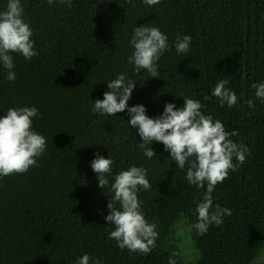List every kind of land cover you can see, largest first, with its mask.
Returning a JSON list of instances; mask_svg holds the SVG:
<instances>
[{
    "label": "trees",
    "instance_id": "16d2710c",
    "mask_svg": "<svg viewBox=\"0 0 264 264\" xmlns=\"http://www.w3.org/2000/svg\"><path fill=\"white\" fill-rule=\"evenodd\" d=\"M24 20L33 30L38 55L12 53L14 81L0 64V117L9 108L35 106L32 128L47 140L46 151L28 172L0 178V264H168L182 261L176 224L190 226L197 258L191 264H255L264 251V103L252 84L264 83V0H21ZM134 5V6H133ZM7 0H0V11ZM152 26L167 35L169 50L157 62L158 78L134 71L128 58L136 27ZM192 37L190 50L177 54V36ZM136 83L128 106L143 105L158 118L167 103L177 109L183 98L198 100L201 111L220 120L233 142L246 145V162L217 184L213 207L231 210L221 226L204 235L191 227L206 185H189L162 143L143 155L138 130L127 111L116 116L93 113V103L111 91L119 74ZM227 81L237 104L221 106L212 96ZM209 99L205 100L204 97ZM252 100L249 107L247 101ZM99 154L113 160L109 186L98 187L91 161ZM238 163L237 161H233ZM131 166L147 169L151 190L138 192L141 210L157 225L156 247L148 255L121 250L108 239L114 176ZM188 226V227H189Z\"/></svg>",
    "mask_w": 264,
    "mask_h": 264
},
{
    "label": "clouds",
    "instance_id": "9594fccd",
    "mask_svg": "<svg viewBox=\"0 0 264 264\" xmlns=\"http://www.w3.org/2000/svg\"><path fill=\"white\" fill-rule=\"evenodd\" d=\"M49 5L54 0H47ZM59 4L72 7V0H56ZM129 3L132 0H128ZM146 5L154 6L161 0H143ZM134 6V5H133ZM24 8L21 0H7V7L0 11V64L7 71L6 79L14 81L16 73L13 71L12 53L21 54L31 60L38 55L32 39L33 30L24 20ZM192 37L179 35L175 41L177 54H184L190 50ZM134 51L128 58V63L134 65V71L139 73L146 70L152 78L159 77L157 62L169 50L168 37L157 27L149 25L136 27L129 42ZM227 81L218 82L212 91L221 106L227 104L232 108L237 104L235 92L225 87ZM111 91L104 93L102 100L93 103V113L116 116L117 113L127 111L130 119L128 124L138 130L142 142L138 145L143 155L149 159L156 153L149 147L153 142L162 143L165 151L170 152V158L178 168L185 169L186 180L189 185L204 188L202 202L195 208L197 222L191 227L196 229L197 235L208 232L210 225L221 226L223 218L231 215V210L216 204L213 207L212 193L217 184L222 183L230 171L237 170L246 162L249 150L246 145L233 142L230 138L239 132H228L220 120H213L211 115H205L200 101L184 97L183 107L177 109L173 103H167L163 113L158 118L146 115L143 105L128 106L136 83L127 80L126 74H119L107 83ZM255 97L264 103V83L252 84ZM205 100L209 97L205 96ZM253 106V101H247ZM39 110L35 107L9 108L0 117V178L10 175L24 174L30 168L36 167L37 159L46 151V138L32 128L33 117H39ZM238 163H234L233 161ZM91 168L97 174L98 187L104 189L109 186L108 175L112 173L113 160L97 154L91 161ZM147 179V169L131 166L114 176L110 191L113 193L107 208L108 215L104 218L114 230L108 234V239L115 240L121 250L130 253L139 252L148 255L156 247L159 233L157 225L149 223L141 210L138 192L151 190ZM169 258L168 264H176L174 257ZM90 256L84 254L77 259V264H90ZM93 264H101L99 260Z\"/></svg>",
    "mask_w": 264,
    "mask_h": 264
},
{
    "label": "rangeland",
    "instance_id": "374dc122",
    "mask_svg": "<svg viewBox=\"0 0 264 264\" xmlns=\"http://www.w3.org/2000/svg\"><path fill=\"white\" fill-rule=\"evenodd\" d=\"M186 221L182 219L175 226V232L179 237V250L182 261L186 264H191L197 258V250L192 239V232L189 229L190 226L186 225ZM189 226V227H188ZM255 264H264V251L258 257Z\"/></svg>",
    "mask_w": 264,
    "mask_h": 264
}]
</instances>
